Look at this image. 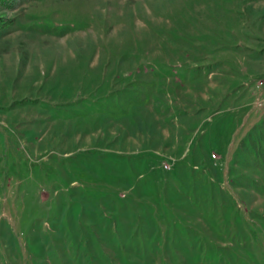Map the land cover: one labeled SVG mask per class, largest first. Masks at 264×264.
<instances>
[{
	"label": "rangeland",
	"instance_id": "rangeland-1",
	"mask_svg": "<svg viewBox=\"0 0 264 264\" xmlns=\"http://www.w3.org/2000/svg\"><path fill=\"white\" fill-rule=\"evenodd\" d=\"M0 17V264H264V0Z\"/></svg>",
	"mask_w": 264,
	"mask_h": 264
},
{
	"label": "trees",
	"instance_id": "trees-1",
	"mask_svg": "<svg viewBox=\"0 0 264 264\" xmlns=\"http://www.w3.org/2000/svg\"><path fill=\"white\" fill-rule=\"evenodd\" d=\"M20 0H0V12L5 10H13L16 8V6L19 4ZM0 19H2L0 17ZM0 22V28L5 27L9 22Z\"/></svg>",
	"mask_w": 264,
	"mask_h": 264
}]
</instances>
